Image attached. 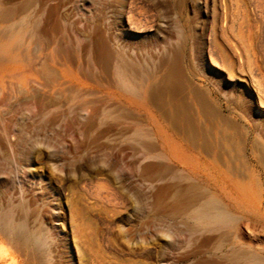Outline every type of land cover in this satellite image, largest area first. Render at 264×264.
Masks as SVG:
<instances>
[{
    "label": "rangeland",
    "instance_id": "374dc122",
    "mask_svg": "<svg viewBox=\"0 0 264 264\" xmlns=\"http://www.w3.org/2000/svg\"><path fill=\"white\" fill-rule=\"evenodd\" d=\"M203 166L264 214V0H0V215L44 240L0 232L7 264H235L189 214Z\"/></svg>",
    "mask_w": 264,
    "mask_h": 264
},
{
    "label": "bare ground",
    "instance_id": "6f19581e",
    "mask_svg": "<svg viewBox=\"0 0 264 264\" xmlns=\"http://www.w3.org/2000/svg\"><path fill=\"white\" fill-rule=\"evenodd\" d=\"M136 67L126 62L122 65L117 66V75L119 76L120 81L126 91H129L131 94L144 98L146 100L151 99L152 93L155 94L156 92H153V89L160 87L161 81L159 83L152 84L155 79L154 76L152 74H147L146 77H143V75H141V70ZM171 75L172 74L170 73L165 74L162 77V80H169ZM140 79H142L144 82L139 83ZM133 84L135 86L142 85L143 87L140 91H136L132 88ZM199 93L200 95L204 96L203 92ZM202 96L200 97L203 98ZM193 158L197 162H201L203 160L202 158L198 157ZM214 160L215 159H213V161ZM216 162L218 161L216 160ZM197 174L200 175L203 180L202 185L204 191L202 192L201 196H199L198 194L193 196V198L190 196L193 202H201L195 211L189 213L192 219L196 221L197 225L202 229L210 232H215L220 235L219 239H221L222 249H230V251L232 252L228 260L230 259L235 264H264V247L259 249L256 253L255 251L251 250V248L253 249L252 243L248 242V240L244 237L245 229H248L252 233L253 230H255L257 227H264V214L253 217L249 213L246 204L239 205L238 201L235 199V197H233L231 193L227 196L225 195V193L221 194L222 191L219 188L221 175H215L208 169L207 166H203L202 172ZM240 174L241 173H239V175ZM0 232L1 234L5 235L6 239L8 237L10 240L32 247L37 256L39 255L40 249L44 244V240L40 235L30 234L26 230L25 223L17 225L14 221V216L12 213L0 215ZM74 233H77L76 236L74 235L75 247L78 251V255H82L80 256V259L84 260L85 254L83 251L84 242L81 237L82 235L80 233V230H77V232L74 231ZM10 255L11 253H8L7 249L4 250V247H2L0 241V264H7ZM13 260L14 258L12 259V261ZM43 260L44 259H42V261ZM86 261L90 262V259H86ZM13 264H15V262Z\"/></svg>",
    "mask_w": 264,
    "mask_h": 264
}]
</instances>
